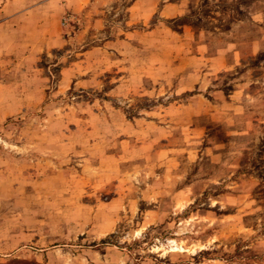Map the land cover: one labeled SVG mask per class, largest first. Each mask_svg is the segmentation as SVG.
Returning a JSON list of instances; mask_svg holds the SVG:
<instances>
[{
    "label": "rangeland",
    "instance_id": "rangeland-1",
    "mask_svg": "<svg viewBox=\"0 0 264 264\" xmlns=\"http://www.w3.org/2000/svg\"><path fill=\"white\" fill-rule=\"evenodd\" d=\"M0 264H264V0H0Z\"/></svg>",
    "mask_w": 264,
    "mask_h": 264
}]
</instances>
